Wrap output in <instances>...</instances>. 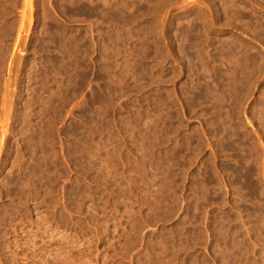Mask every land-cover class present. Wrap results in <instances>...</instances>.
<instances>
[{"label": "rangeland", "instance_id": "374dc122", "mask_svg": "<svg viewBox=\"0 0 264 264\" xmlns=\"http://www.w3.org/2000/svg\"><path fill=\"white\" fill-rule=\"evenodd\" d=\"M261 211L264 0H0V264H264Z\"/></svg>", "mask_w": 264, "mask_h": 264}, {"label": "bare ground", "instance_id": "6f19581e", "mask_svg": "<svg viewBox=\"0 0 264 264\" xmlns=\"http://www.w3.org/2000/svg\"><path fill=\"white\" fill-rule=\"evenodd\" d=\"M200 96L202 97V95H200ZM229 137L232 139L234 136L231 135ZM238 166H239V169L233 170L234 172L232 171V175L233 174H239V176H240L241 173H242V174L248 176V175H250L252 173V171L250 169H247V168L243 167L242 164H239ZM242 181L244 182V184H246L247 181H248V179L243 178ZM246 189L248 190L249 188L246 186ZM250 198L253 199V196H251ZM261 214L264 215V211H261ZM238 252H240V250H238ZM229 264H235V262L234 261H231Z\"/></svg>", "mask_w": 264, "mask_h": 264}]
</instances>
